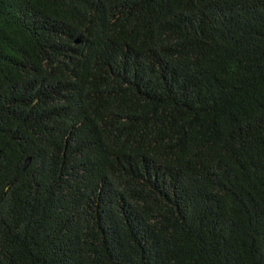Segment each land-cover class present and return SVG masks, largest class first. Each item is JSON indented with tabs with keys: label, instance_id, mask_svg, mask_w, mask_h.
<instances>
[{
	"label": "trees",
	"instance_id": "16d2710c",
	"mask_svg": "<svg viewBox=\"0 0 264 264\" xmlns=\"http://www.w3.org/2000/svg\"><path fill=\"white\" fill-rule=\"evenodd\" d=\"M0 264H264V0H0Z\"/></svg>",
	"mask_w": 264,
	"mask_h": 264
}]
</instances>
